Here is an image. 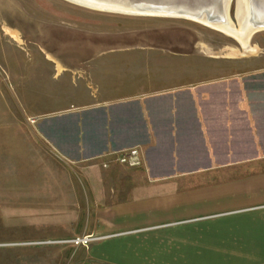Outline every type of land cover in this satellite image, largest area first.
<instances>
[{"label":"crops","instance_id":"obj_1","mask_svg":"<svg viewBox=\"0 0 264 264\" xmlns=\"http://www.w3.org/2000/svg\"><path fill=\"white\" fill-rule=\"evenodd\" d=\"M107 37L86 52L84 81L73 103L42 115L51 124L42 134L60 157L93 163L88 167L102 185L117 179L113 172L121 167L112 153L135 148L142 183L129 180L124 205L96 210L84 235L98 238L79 247L83 260L68 263L264 264V64L163 50L151 45L161 43L154 35L135 42ZM199 58L206 64L187 66L186 60ZM235 167L243 169L244 230H227L226 261L211 253L217 231L213 239L157 230L169 226L126 229L237 203L229 189L165 199ZM141 195L148 204L134 205Z\"/></svg>","mask_w":264,"mask_h":264},{"label":"rangeland","instance_id":"obj_2","mask_svg":"<svg viewBox=\"0 0 264 264\" xmlns=\"http://www.w3.org/2000/svg\"><path fill=\"white\" fill-rule=\"evenodd\" d=\"M228 17L237 25L236 0H230ZM110 34L134 42L154 35L161 43L151 45L163 50L196 51L204 57L236 61L247 57L264 64V30L254 32L246 47L226 33L185 18L100 11L66 0H0V264L83 260L81 245L64 241L90 231L96 210L124 205L130 179L142 183L139 165L115 160L121 166L113 172L117 179L102 185L100 175L88 167L93 163L60 157L42 134L51 125L43 123L42 115L73 103L72 96L81 92L84 81L86 52L95 51L93 45ZM186 62L201 66L203 61ZM101 167L107 168V162ZM212 177L208 185L185 186L165 199L229 189L237 203H219L126 229L169 226L157 230H188L213 239L217 235L211 232L217 231L218 246L213 245L211 253L214 259L226 261L227 230H244V204L239 202L243 169L218 171ZM136 200L134 205L148 204L142 195Z\"/></svg>","mask_w":264,"mask_h":264},{"label":"bare ground","instance_id":"obj_3","mask_svg":"<svg viewBox=\"0 0 264 264\" xmlns=\"http://www.w3.org/2000/svg\"><path fill=\"white\" fill-rule=\"evenodd\" d=\"M66 1L100 11L193 20L228 34L246 47L248 39L254 32L264 30V0H236L237 25L233 24L228 17L230 0H218V2L185 0L184 3H179L176 0L174 3H171L170 0V3L164 0L140 2L132 0Z\"/></svg>","mask_w":264,"mask_h":264},{"label":"built area","instance_id":"obj_4","mask_svg":"<svg viewBox=\"0 0 264 264\" xmlns=\"http://www.w3.org/2000/svg\"><path fill=\"white\" fill-rule=\"evenodd\" d=\"M115 155V160L121 163H128L130 165H139V157H138V150L135 148L122 150L119 152L112 153ZM97 236L93 235H83V236H77L68 240H65L64 242L71 243L73 245H81V246H87L92 240L97 239Z\"/></svg>","mask_w":264,"mask_h":264},{"label":"water","instance_id":"obj_5","mask_svg":"<svg viewBox=\"0 0 264 264\" xmlns=\"http://www.w3.org/2000/svg\"><path fill=\"white\" fill-rule=\"evenodd\" d=\"M133 2L135 1V2H140V1H146V0H132ZM148 1H152V0H148ZM154 1V0H153ZM159 1H163V0H159ZM164 1H166V2H169L170 3V1H171V3H174L175 2V0H164ZM177 2H179V3H184L185 2V0H176ZM202 1H204V2H218V0H210V1H207V0H202ZM168 3V4H169ZM178 3V4H179ZM161 6V5H160ZM171 7V6H170ZM259 31V30H258Z\"/></svg>","mask_w":264,"mask_h":264}]
</instances>
